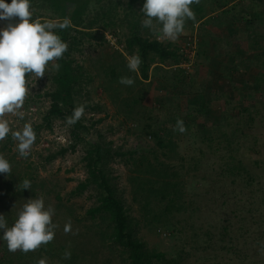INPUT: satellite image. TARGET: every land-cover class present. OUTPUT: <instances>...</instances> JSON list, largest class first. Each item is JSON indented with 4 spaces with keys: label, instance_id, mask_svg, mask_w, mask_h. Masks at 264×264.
<instances>
[{
    "label": "rangeland",
    "instance_id": "rangeland-1",
    "mask_svg": "<svg viewBox=\"0 0 264 264\" xmlns=\"http://www.w3.org/2000/svg\"><path fill=\"white\" fill-rule=\"evenodd\" d=\"M260 1L262 0H236L232 4L231 9H235L230 15L243 16L241 32H232L230 25H221L222 8L198 23L197 27L196 24H193V28L188 25L180 36L182 44L189 33L197 35L199 43L205 33L202 30H207L210 34L207 45L204 46V54L197 56L194 63L183 69L192 83L186 82L183 92L182 88H173L167 78L173 75L170 70L176 66L169 67L166 63L156 61L150 71V80L135 90L144 97V101L136 109L133 119H127L124 113H120V109L105 92L100 78L89 80L86 76L75 88L76 106L85 105V116L81 121L85 126L91 127L90 133L85 136L86 142H111L114 151L120 150L123 153L137 150L135 158L145 156L153 159L152 152L157 150L156 156L171 164L174 172L183 179L186 194L184 204L188 206L189 202L195 212L189 209L183 214H172L170 221L173 224L149 227L141 221L139 208L132 201L128 182L133 169L131 155L112 159L108 168V174L122 191L132 216L140 221L139 238L152 252L164 253L168 258L181 256V264H264V254L260 251L264 244V82L261 84L262 90L255 85V79L264 75V69L260 64L252 63L249 70H234L235 65L242 60H252L247 38L264 35V4ZM94 2L96 0L90 4L84 16V26L111 2L120 4L117 15L124 16L128 0ZM144 2L145 0H140L134 9L141 21L144 18L141 12ZM39 5L31 4L34 20L62 22L61 16L54 9ZM71 8L68 9L69 12ZM227 9L225 7L224 10ZM211 12L209 8L208 13ZM213 17L217 18L216 24H213ZM130 21L128 19L123 27H117L115 31L100 27L80 29L84 33L94 32L99 37L103 36L105 42L83 38L74 33L78 38H83V44L72 50L67 59L72 60L75 66H80L82 72H87L97 59L109 61L114 56L118 57V53L124 55V63L128 62V57L132 55L125 51L124 37L128 33ZM6 23L7 21H0V29ZM148 31L150 30H145L144 34H148ZM153 36V32L148 35L151 39ZM262 40L264 43V37ZM158 66L160 68L156 71ZM55 72L52 62H49L43 78L37 80L34 76L29 77V92L21 109L24 119L10 114L6 116L13 130H19L25 123L32 126L43 124V117L50 108V100L46 94L53 87ZM97 106L102 110H90ZM256 106L259 113L254 114V125L248 128L245 117L251 115L250 109ZM227 112L231 118L229 126L225 119ZM175 114L191 124L195 123L190 132L187 130L181 134L172 130L175 123L171 119ZM100 119L103 122L96 124ZM151 119L154 120L153 126L156 129L163 128L174 134L172 139L176 149L170 154L171 159H167L154 140L142 131L148 123L152 124ZM218 128L220 131H214ZM72 130L73 126H66L65 119L54 121L52 129L44 127L36 134V141L26 158L19 157L16 143L12 140L13 143L9 144L10 151H3L2 155L12 159V169L22 170L26 165L21 162H32V173L38 178L39 187L35 197L28 196L19 201L4 199L1 188L0 214L17 216L27 199L43 197L45 206L51 205L55 209L53 223L57 228L51 244L58 252L56 255H59L62 246L69 243L76 251H86L83 264H124L118 249L109 241H100L97 237L96 232L103 222L100 220L96 226V222H92L87 215L90 208L97 206L94 190H87L78 196L71 195L79 183L87 178L83 160L86 145L80 144L74 153L69 152L51 164H40L41 154L47 156L71 144ZM166 131L163 136H167ZM241 133L249 136V139L240 138ZM224 134L229 135L230 139L225 138ZM206 135L213 136L211 142L205 139ZM7 142L8 137L0 142V148ZM225 146L227 150L228 147L234 148V157L229 152L232 159H227L228 152L223 149ZM130 159L131 163L126 164L125 161ZM234 166L239 169L232 170ZM7 178V174L0 173V180ZM56 194H59L60 201L54 199ZM69 222L72 231L65 234L64 227ZM224 227L229 229L226 234ZM230 245L235 248L233 252L228 249ZM1 246L2 239L0 258L5 255ZM22 253L17 251L13 254ZM33 254L37 262L44 259L46 264L59 263L56 255L37 257L36 251ZM19 264L29 263L20 261Z\"/></svg>",
    "mask_w": 264,
    "mask_h": 264
},
{
    "label": "trees",
    "instance_id": "trees-1",
    "mask_svg": "<svg viewBox=\"0 0 264 264\" xmlns=\"http://www.w3.org/2000/svg\"><path fill=\"white\" fill-rule=\"evenodd\" d=\"M102 0H96L99 2ZM140 0H128L127 10H124V16H118L119 6L118 2H111L105 10H99L95 19L88 22L87 26H84V16L88 11V7L93 0H30V4H40L41 7H47L54 9V11L61 16L63 21L65 18L71 20V27L60 30H56V34L68 44V50L64 53L63 58L55 61L59 64V70L55 72L52 82L53 87L50 92L46 94V97L50 100V108L43 117V124L33 125V129L38 134L44 127L52 129L53 123L59 119H65L70 116L73 109L76 106L75 102V88L78 87L81 79L89 80L92 78H100L102 86L105 92L108 94L113 103L120 109V113H124L127 119H133L136 109L141 106L144 101V97L138 94L135 90L143 83L150 80V71L156 61H160V64H168L169 67L179 65L183 57L179 52V48L173 44H163L148 37L152 32L148 31V34H144L147 28L141 26V19L138 18L135 12V6ZM7 3H11V0H6ZM96 2H94L96 4ZM236 0H201L200 4L192 5V10L195 12L196 20H187L185 28L189 25L193 28V24H200L205 19L210 17V14L217 12L222 8V15L220 17L221 25H230L232 32H241L242 17L237 14H231L234 7L231 9L232 4ZM264 4V0L260 1ZM39 5V6H40ZM122 5V4H121ZM70 9V12L68 9ZM220 7V8H219ZM225 7L228 9L225 11ZM211 8V13H208ZM251 9V8H250ZM131 19L128 26V33L124 37L125 51L129 55H138L142 63L139 66L138 72L129 71L127 62L124 63L125 57L123 54L118 53V57L114 56L111 60H104L103 58L97 59L87 72H82L80 66H75L74 62L67 57L70 55L72 50L78 49L83 44V38L96 39L101 42H105L103 36L99 37L94 32L84 33L80 29H112L115 31L117 27H123L125 22ZM214 23L217 18L213 17ZM212 20H210L211 22ZM207 25L209 24L207 20ZM220 24V23H219ZM238 30V31H237ZM203 39L198 44L197 56H202L205 52L204 46L207 45V37L210 36L207 30H202ZM82 35L83 38H78L77 35ZM96 33V32H95ZM147 35V36H146ZM231 35V34H230ZM264 35H257L255 38H247L248 50L252 55L250 58L244 59L238 65H235L234 70H249L252 63H258L264 69V43L262 38ZM231 38V37H230ZM246 61V62H245ZM160 67L156 68L158 71ZM173 75L167 78L168 82L171 81L173 88H182V92L186 89V82L192 83L183 68L178 67L170 70ZM94 75V77H92ZM122 76L131 77L135 83L133 86H124L118 82ZM30 77V76H29ZM29 77H26L28 80ZM264 82V75L259 76L255 79L256 87L261 88V84ZM188 84V83H187ZM170 86V87H171ZM262 90V88L260 89ZM180 92V93H182ZM230 104V102H226ZM259 105V104H258ZM258 106L254 109H250L251 115L245 117V124L250 126L254 125L255 118L254 114L258 115ZM90 110L101 111V107H91ZM249 111V110H247ZM151 118V117H149ZM181 118L179 114H175L171 121L176 124L177 119ZM227 125L230 124V115L227 112L225 116ZM240 119H242L240 117ZM135 120V119H134ZM137 121V120H135ZM152 124L148 123L142 130L145 135L151 137L154 140L155 145L162 150V153L167 159H171L170 154L175 152L176 144L171 131H166L163 128H155ZM103 122V119L98 120L97 123ZM185 126L188 132L191 131L194 122L191 124L184 120ZM96 124H93L96 125ZM91 131V127H87L83 124V121L77 122L73 126L71 132V144L68 147L61 148L57 152L50 153L45 156L41 154L40 164L43 166L51 164L59 158L65 157L69 152L74 153L80 144L86 145V152L83 158L86 169L87 178L80 182L76 189L71 192V195H81L87 190H94L97 196V206L90 208L87 211L88 217L92 222L97 223L101 220L102 226L96 232L97 237L100 241H109L113 247L118 249V254L124 260V264H181V256L178 258H168L164 253L152 252L147 248L144 241L138 236V230L140 221L132 216L130 208L127 207L126 200L124 199L122 191L114 183V179L108 174V168L112 159L117 157H123L131 155L133 169L128 177V182L131 188L132 201L138 206L141 221L145 226H166L167 224H173L170 219L172 214L182 212V214L189 209H192V205L188 206L184 204L186 194H184V181L179 178V174L174 172L171 164L161 161L156 156L158 151H153V159L141 156L135 158L137 150H131L129 152H121L120 150L114 151L113 144L111 142H86L85 136ZM166 131L167 136H163ZM214 131H220V129H214ZM213 132V130H212ZM240 138L249 139L244 133H241ZM195 135V133H194ZM194 135L192 137H194ZM225 138L230 139L229 135H225ZM169 139L166 141V139ZM205 139L209 142L212 141L213 136H205ZM12 137L8 136V142L3 143L0 148V154L3 151H10ZM228 143L231 144L229 141ZM228 152L227 159H232L229 156V152L232 157L235 150L234 148L225 146L223 148ZM10 164L12 159L8 156L5 157ZM131 159L126 160L125 163H131ZM154 161V162H153ZM25 164V168L18 170L17 168H11V173L7 174V179L0 180V190L3 188L1 195H5L4 199H13L14 201L22 200L25 197H35L37 195L38 178L34 176L32 162H21ZM29 163V164H28ZM237 166H234L232 170H238ZM234 173V172H233ZM28 180L31 182V189H23L22 182ZM41 186V185H40ZM54 199L60 201L59 194L54 195ZM193 213L195 212L194 209ZM6 222L11 227L17 216L4 215ZM225 234L229 231L228 228L223 229ZM3 236V230H0V237ZM196 236V233L194 234ZM210 240V239H209ZM228 247V246H227ZM2 251L5 255L0 258V264H19L20 261H28L29 264H37V260L34 259L33 252L27 254H13L7 251V244L2 240ZM51 243L46 246L40 247L36 250V256L41 257L47 255L49 257H55L58 254L57 250L53 249ZM226 249V248H225ZM231 252L235 250L232 245L228 248ZM65 252H70L71 256L69 259L64 258ZM85 250L76 251L71 244L64 245L60 248V260L59 255H56L58 264H83L86 260ZM184 257L182 255V261Z\"/></svg>",
    "mask_w": 264,
    "mask_h": 264
},
{
    "label": "clouds",
    "instance_id": "clouds-1",
    "mask_svg": "<svg viewBox=\"0 0 264 264\" xmlns=\"http://www.w3.org/2000/svg\"><path fill=\"white\" fill-rule=\"evenodd\" d=\"M201 0H145L141 12L143 28L153 33H159L167 41L175 42L183 34L187 20H196L192 5L200 4ZM30 0H0V21H7L0 29V142L11 135L16 143L19 157L26 158L36 141V133L30 123H25L19 130H13L7 115L24 119L21 111L25 97L29 92L26 77L34 76L37 80L46 75L49 62L54 70L60 65L55 61L62 59L68 50L56 30L71 27V20L65 18L62 22H41L33 19L30 10ZM18 20V23L14 21ZM142 60L138 55L128 57L129 71L138 72ZM118 82L124 86H133L131 77L122 76ZM85 116V105L73 109L70 116L65 118L68 127L74 126ZM181 134L187 131L182 118L177 119L172 129ZM10 162L0 154V173H11ZM23 189H31V182L24 180ZM55 209L45 206L43 197L27 199L17 213L14 224L9 227L5 216L0 214V237L7 244L8 251L24 254L34 252L42 246L51 243L55 238L57 225L53 223ZM72 231L71 223H66L65 234ZM260 251L264 254V244ZM70 252H65L64 258L69 259ZM37 264H46L41 259Z\"/></svg>",
    "mask_w": 264,
    "mask_h": 264
},
{
    "label": "built area",
    "instance_id": "built-area-1",
    "mask_svg": "<svg viewBox=\"0 0 264 264\" xmlns=\"http://www.w3.org/2000/svg\"><path fill=\"white\" fill-rule=\"evenodd\" d=\"M196 27H197V24H196ZM180 39L181 38L179 37V39L176 40L175 42H170V41L163 39L159 33H154V36L152 39V40H155L163 44L173 43L179 48V52L181 56L183 57V59L181 60V63L178 66L175 65L176 66L175 69L178 67L185 69L186 66L194 63L197 57V53H198L199 40L197 38V35H195L194 33L192 34L189 33L188 35L184 37L183 44L180 42Z\"/></svg>",
    "mask_w": 264,
    "mask_h": 264
}]
</instances>
